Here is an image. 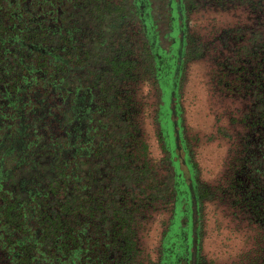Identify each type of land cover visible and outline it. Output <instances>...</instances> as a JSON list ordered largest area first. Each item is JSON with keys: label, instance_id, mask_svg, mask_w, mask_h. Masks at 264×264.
<instances>
[{"label": "flooded vegetation", "instance_id": "1", "mask_svg": "<svg viewBox=\"0 0 264 264\" xmlns=\"http://www.w3.org/2000/svg\"><path fill=\"white\" fill-rule=\"evenodd\" d=\"M9 1L14 6L15 19L6 21V34L16 28L17 40L24 44L25 38L31 42L28 43L31 48L39 46L41 53L35 57L41 56L40 60L46 57L49 62L53 60L56 71L49 82L53 97H45L30 112L35 118L32 134H36L32 141L35 148L31 162L26 161L31 152L26 149L29 141L21 142L19 138L18 146L11 147L17 150L15 174L28 181L36 171L43 178V173L50 172L48 166L52 168L57 164L59 149H70L68 158H72L71 163L77 164L76 169L81 170L75 182L106 184L114 178H121L124 135L127 130L135 132L137 127L134 125L139 112L137 89L146 75L142 76L140 72V46L142 42L146 43L151 57L143 65L149 69L148 74L158 95L157 110L163 104L165 118L169 121L168 128L158 122L161 136L165 135L166 139L163 146L167 162L165 174L170 176V190L173 183L180 196L179 199L176 193L175 202L169 203L171 210L166 228L161 233L154 264H204L198 250L201 236L198 225L201 206L210 198H196L194 190L198 185L189 175L188 150L181 138L179 115L174 113L176 105L171 90L172 71L178 70L173 46H180L183 50L188 41L187 26L182 23V18L189 0H159V7L153 0H135L141 11L135 18L128 19V28L134 30L132 37L123 26L124 21L120 25L117 22L108 25V15H97V0ZM123 1L101 0V3L121 5ZM242 3L233 1L234 6ZM254 4L253 0H245L241 6L251 13ZM157 14L159 16L154 17ZM248 19L250 22L246 24L222 28L216 37L215 83L219 97L229 99L226 108L232 145L226 178L229 180L231 217L241 222L250 242L259 250V258L255 255L253 259L264 264V32H261L256 54L252 49L253 30L261 29L264 19L260 17L254 23L250 16ZM160 21L163 24L161 30H157ZM110 30H115L116 34L111 43L105 37ZM201 42L205 55L209 53L210 42ZM253 55H258L255 62ZM125 59L133 62L114 63V60L122 62ZM162 69L169 76L164 89L157 78V71ZM123 70L130 73L124 74ZM36 71L38 77L44 76L40 69ZM31 81H27L26 86ZM42 83L41 80L35 81L31 87L37 88ZM24 99L27 104L29 97L26 95ZM17 101L18 95L7 99L6 92L0 91V103H9L5 117L15 119L16 126L23 130L28 127L26 111L19 108ZM176 177L180 180L176 181ZM203 187H206L204 183L200 189ZM138 249L140 253L139 244Z\"/></svg>", "mask_w": 264, "mask_h": 264}, {"label": "trees", "instance_id": "2", "mask_svg": "<svg viewBox=\"0 0 264 264\" xmlns=\"http://www.w3.org/2000/svg\"><path fill=\"white\" fill-rule=\"evenodd\" d=\"M134 1L124 0L119 5L112 2L102 4L101 0H97L95 10L100 17L108 15V25H114L116 22L120 25V22L124 21L123 26L132 37L134 30L128 28V19L135 18L134 16L141 11L138 3ZM262 1L264 0H257L253 10L259 8L258 5ZM14 11V6L9 0H0V91L6 92L7 99L18 95L17 104L26 111L25 123L28 127L19 130L15 119L5 117L9 103L6 105L0 103V264H140L138 232L141 224L148 219L153 208L161 204L167 205L171 201L175 202L177 189L172 183L170 190L169 175L163 173L155 176L151 172L149 160L142 154L145 142L137 120L134 121V125L137 126L134 128L135 132L127 130L124 135L122 156L124 172L119 179L114 178L106 184L75 182L81 170L76 169L77 164L71 163L72 158H68L70 149H59L57 156L60 158L57 164H53L52 168L48 166L50 172L43 173V178H40L36 171L31 174L28 181L21 180L15 174L17 150H12L11 147L12 145L17 147L20 140L25 143L29 141L26 149L31 152L26 161L31 162L35 148L32 141L36 134H32L35 118L30 112L45 97H53L52 85L49 82L56 71L53 60L49 62L46 57L43 60H40L41 56L35 57L41 53L39 46L32 49V45L28 46L31 42L25 38L24 44L17 40L16 28L10 29L9 35L6 34V21L11 22L15 19ZM253 15L263 16V11L262 13L254 11ZM260 26L261 29L253 30L254 54L259 48L261 32H264V24ZM108 34L105 33V37L111 43L116 37L115 30L108 31ZM188 42L183 50L180 46H173V53L177 55L174 62L178 63V70H173L171 77L175 114H179L177 87L184 60L189 58ZM144 44L146 43L142 42L140 46L142 76L149 73V69L145 68L143 63L151 57ZM31 52L34 53L31 55ZM257 57L253 55L254 62ZM132 62L127 59L122 62L114 60L116 65ZM37 69H40L44 76L38 77ZM123 71L124 74L130 73L127 70ZM157 78L164 89L165 81L169 79L165 69L157 71ZM29 80L32 81L26 86ZM40 80L43 82L40 86L31 87L35 81ZM26 95L29 97L28 105L24 99ZM134 104H137L136 99ZM162 105L157 112V118L162 126L168 128L169 121L165 118ZM161 142L164 151L165 135L161 136ZM162 161L166 164L165 156ZM189 162V175L196 186L198 185L194 190L196 198L212 197L214 193L209 192L207 187L200 189L202 183L198 178L197 166ZM29 167L31 169V164ZM179 172L180 166L177 169V173ZM83 178L81 174V179ZM179 180L176 177V181ZM224 190L223 195H226L225 199L228 201V179ZM177 194L180 199L179 193ZM198 226L200 229V225ZM198 250L200 251V247ZM258 253L260 254L257 249L256 256L259 258ZM257 261L256 258L251 262L242 261L240 264H258Z\"/></svg>", "mask_w": 264, "mask_h": 264}, {"label": "rangeland", "instance_id": "3", "mask_svg": "<svg viewBox=\"0 0 264 264\" xmlns=\"http://www.w3.org/2000/svg\"><path fill=\"white\" fill-rule=\"evenodd\" d=\"M245 0H189L183 16L189 54L177 87V108L180 117L181 138L188 149V157L197 166L199 181L214 194L203 202L200 220V252L204 264H240L250 262L257 248L250 242L248 233L239 221L231 217L225 199L227 164L231 154L232 136L227 104L229 99L216 92L215 39L222 28L252 23L264 19V1L249 13L240 4ZM159 7V0H156ZM254 3L257 0H253ZM255 5V4H254ZM157 9V8H156ZM258 11L263 16H254ZM157 16L154 17H158ZM163 20V19H162ZM163 22L158 24L161 30ZM208 40L209 53L203 54L202 42ZM150 74H146L137 89L139 104L138 123L145 146L142 152L149 160L151 172L158 176L166 173L163 164L161 132L157 118V97ZM226 111V112H225ZM174 116V115H173ZM170 204L153 208L138 232L140 264H154L162 231L166 228ZM252 243V244H251Z\"/></svg>", "mask_w": 264, "mask_h": 264}]
</instances>
